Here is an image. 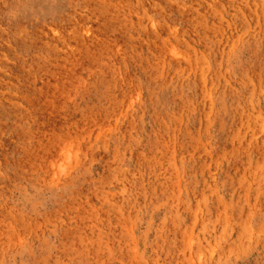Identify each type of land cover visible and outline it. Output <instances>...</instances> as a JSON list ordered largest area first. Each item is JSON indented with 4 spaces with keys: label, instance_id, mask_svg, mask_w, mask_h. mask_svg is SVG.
<instances>
[{
    "label": "rangeland",
    "instance_id": "1",
    "mask_svg": "<svg viewBox=\"0 0 264 264\" xmlns=\"http://www.w3.org/2000/svg\"><path fill=\"white\" fill-rule=\"evenodd\" d=\"M168 1L0 4V264H264V0Z\"/></svg>",
    "mask_w": 264,
    "mask_h": 264
},
{
    "label": "bare ground",
    "instance_id": "2",
    "mask_svg": "<svg viewBox=\"0 0 264 264\" xmlns=\"http://www.w3.org/2000/svg\"><path fill=\"white\" fill-rule=\"evenodd\" d=\"M9 0H4V1H2L1 3H7ZM11 1H13V2H17V1H21V0H11ZM81 1V0H80ZM177 1V0H176ZM83 2V1H82ZM113 2V1H112ZM158 2H161L163 5H164V7L165 8H171V9H173V8H175L176 7V5L175 4H173L171 1H168V0H156V2L154 3V8H155V6H157V4H158ZM179 2L180 1H178V4H179ZM185 2V1H184ZM0 3V4H1ZM97 3H99V2H97ZM95 4V3H94ZM137 4V3H136ZM83 5H84V3H83ZM97 5V4H96ZM99 6H102V5H100V3L98 4ZM97 5V6H98ZM147 5V4H146ZM160 5V4H159ZM158 5V6H159ZM86 6V5H85ZM92 6V5H91ZM104 6V5H103ZM139 6V5H138ZM31 7V6H30ZM82 7V6H81ZM87 7V6H86ZM110 7V6H109ZM98 8V7H97ZM104 8V7H103ZM143 8V7H142ZM149 8V7H148ZM144 9V8H143ZM94 10V9H93ZM100 10H102V9H100ZM99 9H98V11H100ZM106 10H108L109 11V9H106ZM151 9H149V11H150ZM31 11V10H30ZM148 11V12H149ZM152 11V10H151ZM105 12V11H104ZM28 13H30V12H28ZM34 13H36V10H34ZM82 13V12H81ZM106 13V12H105ZM112 13V12H111ZM114 13V12H113ZM175 13V12H174ZM187 13V12H186ZM185 13V14H186ZM31 14V13H30ZM88 14V13H87ZM98 14H99V12H98ZM110 15V14H109ZM117 15H119L118 13H117ZM174 15V14H173ZM48 16V15H47ZM72 16H75V15H72ZM97 16V15H96ZM91 17V16H90ZM89 17V18H90ZM207 16H205V18H206ZM88 18V19H89ZM106 18V17H105ZM181 18V17H180ZM93 19V18H92ZM99 19V18H98ZM107 19V18H106ZM70 20V19H69ZM105 20V19H104ZM103 20V21H104ZM108 20V19H107ZM112 20V19H111ZM160 20V26H161V28L162 29H164V28H166L169 24H170V20L169 19H167L166 17H162L161 19H159ZM207 20V19H206ZM44 21V20H43ZM109 21V20H108ZM184 21V20H183ZM80 22V21H79ZM102 22V21H101ZM158 22V21H157ZM173 22V21H172ZM45 23V22H44ZM73 23V22H72ZM186 23V22H185ZM47 24V23H46ZM81 24V23H80ZM116 24V23H115ZM91 25V24H90ZM52 26V25H51ZM22 27V26H21ZM63 27V26H62ZM186 27V26H185ZM39 28V27H38ZM97 28V27H96ZM112 28H113V26H112ZM66 29V28H65ZM131 29V28H130ZM43 30V29H42ZM58 30V29H57ZM85 30V29H84ZM112 30V29H111ZM117 30V29H116ZM132 30V29H131ZM16 31H17V29H16ZM59 31V30H58ZM114 31V30H113ZM158 31V30H157ZM179 31H181L180 29H179ZM185 31V30H184ZM184 31H183V33H184ZM20 32H22V31H20ZM37 32V31H36ZM16 33H18V32H16ZM47 33V32H46ZM113 33V32H112ZM131 33V32H130ZM139 33V32H138ZM187 33V32H186ZM63 34V33H62ZM17 35V34H16ZM149 35V34H148ZM188 35V34H187ZM200 35V34H199ZM23 36V35H22ZM84 36V35H83ZM142 37H143V35H142ZM27 38V37H26ZM112 38V37H111ZM115 38V37H114ZM151 38V37H150ZM166 38V37H165ZM213 38V37H212ZM29 40V39H28ZM32 40V39H31ZM111 41V40H110ZM109 41V42H110ZM117 41V40H116ZM229 41V40H228ZM57 42H59V41H57ZM213 43V42H212ZM215 43V42H214ZM67 44H68V42H67ZM72 44V43H71ZM92 44H93V42H92ZM50 45V44H49ZM183 45V44H182ZM196 45V44H195ZM208 45H210V44H208ZM215 45V44H214ZM24 46V45H23ZM77 45H75V47H76ZM174 47V46H173ZM197 47V46H196ZM195 47V48H196ZM212 47V46H211ZM180 48V47H179ZM183 48V47H182ZM199 48V47H198ZM133 49V48H132ZM153 49V48H152ZM197 49V48H196ZM127 50V49H126ZM200 50V49H199ZM6 51V50H5ZM74 51V50H73ZM72 51V52H73ZM152 51V50H151ZM15 52V51H14ZM51 52V51H50ZM154 52V51H153ZM211 52H213V51H211ZM172 53V52H171ZM81 54H82V52H81ZM21 55V54H20ZM145 56V55H144ZM147 56V55H146ZM178 56H181L180 54L178 55ZM10 57V56H9ZM185 58V57H184ZM9 59V58H8ZM22 60V59H21ZM106 60V59H105ZM104 60V61H105ZM121 61V60H120ZM129 62V61H128ZM108 63V62H107ZM138 63V62H137ZM66 64V63H65ZM74 64V63H73ZM117 64V63H116ZM120 64V63H119ZM128 64V63H127ZM79 66V65H78ZM173 67V66H172ZM198 67V66H197ZM120 69H121V67H120ZM85 71V70H84ZM129 72V71H128ZM8 73V72H7ZM8 75V74H7ZM138 75V74H137ZM152 76V75H151ZM164 77V76H163ZM135 78H137V77H135ZM132 79H133V77H132ZM142 79V78H141ZM189 79V78H188ZM139 80V79H138ZM178 80V79H177ZM7 81V80H6ZM132 81V80H131ZM134 81V80H133ZM174 81V80H173ZM139 82V81H138ZM163 82V81H162ZM167 82V81H166ZM207 82H208V80H207ZM176 83V82H175ZM184 83V82H183ZM142 86H144V85H142ZM178 86V85H177ZM165 88V87H164ZM178 88V87H177ZM176 88V89H177ZM158 90V89H157ZM107 91V90H106ZM195 91V90H194ZM190 92V91H189ZM196 92V91H195ZM211 92H212V90L211 89H208V90H206L205 91V93H204V98H206V100H207V97H210V95H211ZM105 94V93H104ZM103 94V95H104ZM156 94V93H155ZM193 94V93H192ZM214 97V96H213ZM166 98V97H165ZM185 98V97H184ZM192 98V97H191ZM218 98V97H217ZM222 98V97H221ZM168 99H169V97H168ZM169 101V100H168ZM205 103L206 104H208V101H205ZM7 104V103H6ZM188 105L190 106V107H192L193 106V103L191 102V101H189V103H188ZM213 109V108H212ZM176 110V109H175ZM237 110V109H236ZM225 111V110H224ZM161 113V112H160ZM220 116V115H219ZM222 116V115H221ZM7 117H8V115H7ZM136 117V116H135ZM169 117V116H168ZM170 119H172V118H169V120ZM139 121V120H138ZM136 122V121H135ZM189 122H190V120H189ZM210 122H211V120H210ZM171 123V122H170ZM188 123V122H187ZM139 124V123H138ZM189 124H191V122L189 123ZM173 127V126H172ZM195 130V129H194ZM169 132H171L170 130H169ZM200 133V132H199ZM212 133V132H211ZM196 135V134H195ZM203 135V134H202ZM165 136V135H164ZM187 137V136H186ZM211 138V137H210ZM179 142V141H178ZM213 142V141H212ZM216 143V142H215ZM214 143V144H215ZM158 145V144H157ZM210 145H212V144H210ZM158 147V146H157ZM162 147V146H161ZM199 148V147H198ZM198 148H197V150H198ZM153 149V148H152ZM162 149H163V147H162ZM212 150V149H211ZM227 150H229V149H227ZM162 151V150H161ZM215 151H217V150H215ZM201 154V153H200ZM167 155V154H166ZM156 156V155H155ZM193 156V155H192ZM191 156V157H192ZM201 156H202V154H201ZM213 156V155H212ZM224 156H225V154H224ZM177 157V156H176ZM185 158V157H184ZM226 159H228L229 157H225ZM203 159V158H202ZM182 160H183V158H182ZM185 161V160H184ZM191 161H192V159H191ZM161 162V161H160ZM193 162V161H192ZM196 162V161H195ZM224 162V161H223ZM197 163V162H196ZM211 163V162H210ZM177 164V163H176ZM188 164H190L189 162H188ZM187 164V165H188ZM193 164H195V163H193ZM191 166V165H190ZM178 167V166H177ZM188 168V167H187ZM180 169V168H179Z\"/></svg>",
    "mask_w": 264,
    "mask_h": 264
}]
</instances>
